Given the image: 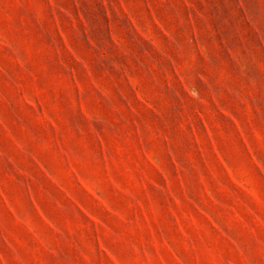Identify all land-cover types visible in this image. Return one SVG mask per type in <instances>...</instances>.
Masks as SVG:
<instances>
[{
  "label": "rangeland",
  "instance_id": "rangeland-1",
  "mask_svg": "<svg viewBox=\"0 0 264 264\" xmlns=\"http://www.w3.org/2000/svg\"><path fill=\"white\" fill-rule=\"evenodd\" d=\"M0 264H264V0H0Z\"/></svg>",
  "mask_w": 264,
  "mask_h": 264
}]
</instances>
